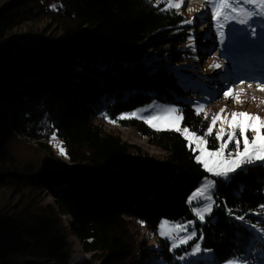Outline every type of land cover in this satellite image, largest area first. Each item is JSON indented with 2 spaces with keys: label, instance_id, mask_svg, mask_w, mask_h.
Segmentation results:
<instances>
[{
  "label": "trees",
  "instance_id": "16d2710c",
  "mask_svg": "<svg viewBox=\"0 0 264 264\" xmlns=\"http://www.w3.org/2000/svg\"><path fill=\"white\" fill-rule=\"evenodd\" d=\"M164 9L158 0H0V264H70L72 233L90 254L81 264H143L131 219L156 235L163 219L196 217L188 200L209 172L193 146L143 119H119L172 102L197 134L210 123L166 64L184 61L190 28L181 12ZM100 114L134 127L165 156L104 129ZM58 144L67 155H55ZM215 196L213 215L196 224L213 264H262L247 223L264 222V166L217 178ZM148 250V264H180L181 250Z\"/></svg>",
  "mask_w": 264,
  "mask_h": 264
},
{
  "label": "rangeland",
  "instance_id": "374dc122",
  "mask_svg": "<svg viewBox=\"0 0 264 264\" xmlns=\"http://www.w3.org/2000/svg\"><path fill=\"white\" fill-rule=\"evenodd\" d=\"M158 1L163 3L165 7L168 3V0ZM211 7L212 5L209 3V0H184V5L179 9L178 12H181L184 15L185 20H194L192 24L183 22V24L188 25L190 28L187 43L184 45V61L175 66L169 62H166V64L170 65V67L176 70L179 80L182 82L184 88L191 89L192 91L196 92L194 94L197 97L195 98L192 96V100L196 103L197 107L200 105L203 106V111L201 114L204 116V114L207 113L209 120H211L212 116L220 113L221 109L225 110L222 114V118H230V114L233 112H248L251 114H258L264 118V91L254 87L257 83H264V78H261L262 76H260L264 75V43L260 44V42H264V16H254L248 24L244 25L239 24L234 20L228 21L224 28V41L221 43L219 32L216 27V21L212 19V13L210 11ZM242 7H245L249 10L258 11V9H254L251 5H242ZM253 29H255V32L252 31ZM190 38L194 39V44L192 46H190ZM256 49L260 50L255 51ZM244 54H247V56ZM159 55L160 54L158 52H155L152 55L145 56L144 60L151 62L153 59L158 58ZM233 57L236 59L233 60ZM214 63L221 64V67H210V65H213ZM261 64H263V67L260 66ZM251 67L257 68V72H253ZM195 74H198L199 76L195 77ZM244 74H247L248 77H245ZM236 78L241 79L242 82L246 80L251 82L248 85H236L234 83V79ZM204 79L207 80V82L204 83ZM249 85H251V87H249ZM229 87L233 88L236 94H239V99L241 101L240 103L235 102L231 98H225L223 96V92ZM171 107L179 109V106L172 102H153L149 105L137 108L129 113L135 112L141 117H147L149 115L156 114L163 115L167 112V109ZM96 123L106 130L119 134L120 137L125 140V142L130 145L137 146L155 158H162L166 154L165 151H162L158 147L152 145L149 139L142 136L134 127L124 126L118 122L111 123L110 120L103 114H100L98 118H96ZM224 126L227 129L226 123ZM181 127H187L183 124V121L181 123ZM219 128L220 122H218L214 128L213 136L219 131ZM188 129L191 132H194L190 128ZM249 136H251V133H249ZM30 145L33 147V149L30 151L36 152L35 149L38 147L36 143L31 140ZM15 146L19 152H23L20 142H17ZM192 146L195 148L194 144ZM230 146L231 145H229V147ZM208 149L215 150L210 148ZM196 152L198 156L199 152ZM55 155H60L58 150H55ZM65 161L66 159L64 162ZM217 178L221 177H217L212 173H209V175L201 181L199 187L197 188L200 189L204 184L214 181L215 186L211 189L210 193L214 201H216L215 194L217 188ZM197 189L194 192H196ZM48 199H50L51 202H54V194L49 193ZM205 203H207V201L201 199L199 201L193 200L191 204L194 208L200 207ZM214 206L215 204L213 205V211ZM213 211L210 216L213 215ZM61 214L63 215L65 221H69L70 224L71 219L69 218L68 214H64L62 212ZM207 217L209 216L206 215L205 220ZM193 221L195 222L194 224L190 223ZM204 221H200L197 217L178 221L163 219L160 223L158 233L156 235H152L142 230L140 227L135 226L133 224V219H131L132 226L130 230L140 241V259L142 260L143 264H148L153 256L152 253H149V245L156 248V252H159L160 249H163L166 246H169L172 252L177 249L181 250V253L174 252V259L180 264H213L215 260L213 251L202 247L201 240L198 238L196 224L197 222ZM165 222H167V224H165ZM176 225H187V231H174L173 229ZM257 227L258 231H260L262 234L260 235V238L262 239V237H264V231H262L264 230V225L259 224ZM193 229L196 232V236L192 240H189L187 244H181L175 248L173 247L174 238L178 240L180 237L188 235V233H190ZM162 230L168 232L169 235L161 236L160 232ZM71 235L73 244L72 256L76 253H80L83 255V258L75 263H71L70 259V264L89 262L91 260L90 254L84 251L83 245L77 239L76 235L73 233ZM196 243L200 244L201 252L192 254L193 247ZM204 250L210 251L206 252ZM181 257H183V259H181ZM228 261H226L224 264H227ZM251 261L253 264H259L257 260ZM246 264L248 263L246 262ZM262 264H264V258H262Z\"/></svg>",
  "mask_w": 264,
  "mask_h": 264
},
{
  "label": "snow or ice",
  "instance_id": "6c2138e0",
  "mask_svg": "<svg viewBox=\"0 0 264 264\" xmlns=\"http://www.w3.org/2000/svg\"><path fill=\"white\" fill-rule=\"evenodd\" d=\"M212 5L210 11L212 13V19L216 21V27L219 32L221 43L225 37V24L228 21H237L239 24H248L254 16H264V0H209ZM184 5V0H168L166 9H179ZM242 5H251L258 11L249 10ZM223 20V22H222ZM194 20H185L184 23L192 24ZM255 32V29L252 30ZM194 44V39L190 38V46ZM212 68H220L221 64L214 63L210 65ZM242 82V81H241ZM251 87V85H249ZM258 88L264 91V83L258 84ZM225 98H231L235 102L240 103L239 94H236L234 89L229 87L223 92ZM203 111V106L196 107V114L199 115ZM225 110L221 109L220 113L212 116L210 123L206 128L204 135H198L195 132H191L187 127H181L183 121V114L180 109L171 107L167 109V112L163 115H149L147 117H141L138 113H126L122 114L119 119H132L142 118L151 127L158 130H172L180 133L189 142L191 147L195 145L194 151H198L199 155L196 156L198 163H201L205 170L217 177L229 178L231 174L236 173L237 170H241L245 165H261L264 166V118L258 114H251L248 112H233L230 114V118H222V114ZM204 119H208L207 113L204 114ZM111 123L117 121L111 120ZM220 122L219 131L215 133L214 138L218 141V146L215 150H209L207 148L206 136L213 135L214 128L217 123ZM227 124V129L225 128ZM251 133V136H249ZM55 140V136L52 138ZM229 145H232L230 148ZM61 155H67L66 150L62 145H57ZM215 182L206 183L202 188L197 189L196 192L189 197L188 203L191 204L193 200L207 201L200 207H194L193 212L200 221H204L206 215L210 216L213 211V200L211 189L214 188ZM264 207V206H262ZM229 214L231 210L229 209ZM237 219L243 221L244 217L239 216ZM143 225V222H140ZM190 223H195L190 222ZM167 224V222H165ZM255 228V225H251ZM177 232H186L187 225H176L173 229ZM264 231V230H262ZM161 236L169 235L166 231L160 232ZM196 236V232L193 229L188 235L180 237L178 240L174 238L173 247H178L181 244H187L189 240H192ZM264 238V237H262ZM202 239V236H201ZM210 251V250H204ZM201 247L199 243H196L193 247V253H200ZM183 259V257H181ZM227 264H243V262L237 258L230 260Z\"/></svg>",
  "mask_w": 264,
  "mask_h": 264
},
{
  "label": "bare ground",
  "instance_id": "6f19581e",
  "mask_svg": "<svg viewBox=\"0 0 264 264\" xmlns=\"http://www.w3.org/2000/svg\"><path fill=\"white\" fill-rule=\"evenodd\" d=\"M257 25V24H256ZM250 28V27H249ZM251 31V30H250ZM249 31V32H250ZM262 43H264V42H260V44H262ZM259 44V45H260ZM260 49H256L255 51H259ZM245 56H247V54H244ZM248 58V57H247ZM236 58L235 57H233V60H235ZM231 60H232V58H231ZM145 61V60H144ZM228 61V60H227ZM249 62V61H248ZM250 63V62H249ZM167 66H169V68L171 69V70H173V72L174 73H176V70L174 69V68H172V67H170V65H167ZM261 67H263V64H261L260 65ZM251 69L253 70V72H257V68H253V67H251ZM198 73H200V72H198ZM177 74V73H176ZM245 75V77H248V75L247 74H244ZM258 75H260V74H258ZM195 77H198L199 75L197 74H195L194 75ZM260 76H262L261 78H264V75H260ZM197 79H199V78H197ZM254 80V79H253ZM179 82H180V84H182V82L179 80ZM205 82H207V80H205L204 79V83ZM250 82L251 81H249V80H246V81H243V82H241V79H239V78H236V79H234V83L236 84V85H238V84H245V85H248V84H250ZM198 84H200V83H198ZM258 84H261V83H257V84H255V86L254 87H256L257 89H259L258 88ZM239 90V89H238ZM192 96H194L195 98L197 97L194 93H193V95ZM259 224H262V225H264V222L263 221H257V222H249V223H247V226H248V228L250 229V230H252L253 232H254V238H253V243L254 242H256V243H258V244H260V245H262L263 246V248H264V239L262 238H260V235H262L261 234V232L260 231H258V225ZM251 225H255L256 227L255 228H253ZM261 257L262 258H264V254L263 255H261ZM83 258V255L82 254H80V253H76V254H74L73 256H72V258H71V263H75V262H77L78 260H81Z\"/></svg>",
  "mask_w": 264,
  "mask_h": 264
}]
</instances>
